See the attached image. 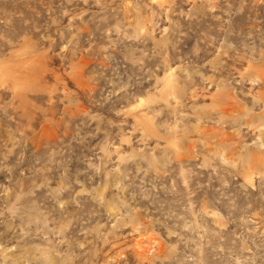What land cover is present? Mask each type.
Returning <instances> with one entry per match:
<instances>
[{
	"label": "rangeland",
	"instance_id": "1",
	"mask_svg": "<svg viewBox=\"0 0 264 264\" xmlns=\"http://www.w3.org/2000/svg\"><path fill=\"white\" fill-rule=\"evenodd\" d=\"M0 264H264V0H0Z\"/></svg>",
	"mask_w": 264,
	"mask_h": 264
}]
</instances>
